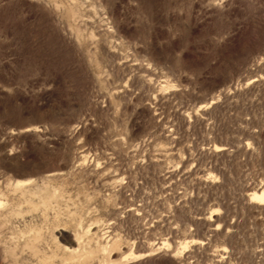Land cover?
I'll return each instance as SVG.
<instances>
[{
	"label": "rangeland",
	"instance_id": "374dc122",
	"mask_svg": "<svg viewBox=\"0 0 264 264\" xmlns=\"http://www.w3.org/2000/svg\"><path fill=\"white\" fill-rule=\"evenodd\" d=\"M264 0H0V264H264Z\"/></svg>",
	"mask_w": 264,
	"mask_h": 264
},
{
	"label": "bare ground",
	"instance_id": "6f19581e",
	"mask_svg": "<svg viewBox=\"0 0 264 264\" xmlns=\"http://www.w3.org/2000/svg\"><path fill=\"white\" fill-rule=\"evenodd\" d=\"M253 196L256 200L264 201V190L262 192H259V193L255 192Z\"/></svg>",
	"mask_w": 264,
	"mask_h": 264
}]
</instances>
